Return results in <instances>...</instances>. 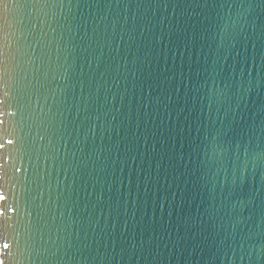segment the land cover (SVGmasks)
<instances>
[{"label": "water", "instance_id": "95a60500", "mask_svg": "<svg viewBox=\"0 0 264 264\" xmlns=\"http://www.w3.org/2000/svg\"><path fill=\"white\" fill-rule=\"evenodd\" d=\"M22 14H3L28 79H9L0 207L18 210L3 236L40 255L5 264H249L241 237L264 243V0H80L40 47Z\"/></svg>", "mask_w": 264, "mask_h": 264}, {"label": "snow or ice", "instance_id": "6c2138e0", "mask_svg": "<svg viewBox=\"0 0 264 264\" xmlns=\"http://www.w3.org/2000/svg\"><path fill=\"white\" fill-rule=\"evenodd\" d=\"M11 5L13 8L23 9L22 18L18 22L17 30L21 34L23 39L25 34L32 37L33 42L36 47H40V40H46L48 35L51 34L52 38L55 39L56 29L53 25L60 23V20H67L72 15V9L74 6L77 8L80 5V0H0V133H2V126L5 121L3 117L5 115L12 116L14 111H10L12 105L10 101L13 99V90L10 87L9 79H15L14 73L16 69H19V73L22 74L23 79L27 81L28 77L24 67L21 64H15V56L10 55L11 46L6 43V30L4 24L7 23L6 14ZM52 6L49 8V6ZM239 16V14H238ZM59 18V19H58ZM238 23V21H237ZM63 39V35H61ZM24 45L26 50L23 52L25 57L29 56V52L32 50V44H30L26 39L24 40ZM8 48L9 52L6 53L5 49ZM31 55L34 56L35 52L31 51ZM11 63L15 64V68L9 71ZM35 74V73H34ZM14 141L11 138L6 140L7 145H13ZM5 147V142L0 140V152ZM2 158V156H0ZM228 164L230 161L227 158H216V148L212 149V158L206 161L208 166V171L211 172L215 168V176L218 179L220 173L224 174L225 184L228 183ZM3 165L0 164V169ZM238 177L233 173L231 177V182L233 185L236 184ZM6 200L3 194H0V201ZM17 208L14 206L10 207H0V264H5L6 259L15 256L18 261H32L33 253H36L37 258H39L40 253L37 251V247L32 243V237L24 240L23 245L21 239L14 237L10 242L3 232L6 229L7 221L11 219L6 213H11L13 215L17 214ZM19 235V234H18ZM61 237L57 235L56 240L53 241L51 235H49L48 241H44L43 234L41 233L40 239L37 242L40 249L47 254L52 252V248H55V252L52 255L58 256L63 245L60 244ZM66 243L70 246L71 241H68L65 237ZM51 245V247H49ZM239 247V258L243 260L247 257L249 264H253L254 258L259 260L261 264H264V243H261L259 251L257 252L254 247L245 248L244 247V237H241V241L238 243ZM115 251V249H113ZM67 255V251H65ZM225 259H227V252H224ZM237 253L233 252V259L235 260Z\"/></svg>", "mask_w": 264, "mask_h": 264}]
</instances>
